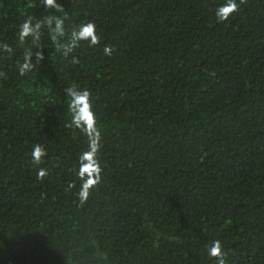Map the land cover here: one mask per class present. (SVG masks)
<instances>
[{
    "label": "trees",
    "instance_id": "trees-1",
    "mask_svg": "<svg viewBox=\"0 0 264 264\" xmlns=\"http://www.w3.org/2000/svg\"><path fill=\"white\" fill-rule=\"evenodd\" d=\"M57 3L0 0L13 49L0 50V264H216V240L226 264H264V0L224 22L225 0ZM50 14L66 15L64 41L92 22L100 42L64 57L42 30L45 58L20 76L33 45L19 26ZM72 84L91 92L101 132L102 181L82 207Z\"/></svg>",
    "mask_w": 264,
    "mask_h": 264
},
{
    "label": "clouds",
    "instance_id": "clouds-1",
    "mask_svg": "<svg viewBox=\"0 0 264 264\" xmlns=\"http://www.w3.org/2000/svg\"><path fill=\"white\" fill-rule=\"evenodd\" d=\"M246 0H225V3L219 6L215 11L217 22H224L228 20L231 14L236 12L240 5L244 4ZM41 3L46 9L55 10L57 13L64 12V7L57 3V0H41ZM28 7L35 5L29 2ZM59 15L50 14L45 15L41 19L34 21L33 17L29 15L19 26L18 39L23 43L28 38H31L33 49H29L24 57L23 63L18 66V73L24 76L31 72L36 64H40L44 60V50L41 44L42 30H46L49 38L58 53L64 57H68L74 49L78 48L81 42H87L89 46H95L100 42V38L96 33V25L92 22L81 23L78 27L73 28L67 40L65 37V19ZM0 50L5 53L12 54L13 49L6 43H0ZM114 49L106 45L103 52L106 56H111ZM35 58V64L33 63ZM71 64L79 63V58L73 56ZM0 78H7L6 73L0 72ZM65 95L69 98L68 111L70 113V121L64 126L72 129L74 132H79L87 140V148L82 151L78 157V171L76 173L79 179L80 187L76 193L79 203L77 207H82L88 200L90 192L93 188L98 186L102 181L100 162L97 155L101 147V132L97 127L96 114L93 111L91 103V92L88 89H81L78 85L72 84L64 89ZM47 155L45 148L37 143L33 145L31 152V162L34 165L43 163V158ZM47 168H39L36 174L38 180H43L48 176ZM75 182L68 184V189L75 188ZM210 258L216 260V264H226L225 253L218 240L213 241L211 246L207 249ZM102 259L106 258V254H102Z\"/></svg>",
    "mask_w": 264,
    "mask_h": 264
}]
</instances>
